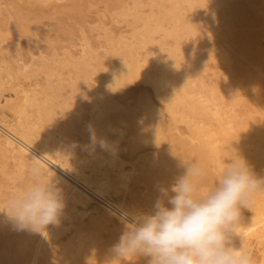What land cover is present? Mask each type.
Here are the masks:
<instances>
[{"label":"bare ground","instance_id":"1","mask_svg":"<svg viewBox=\"0 0 264 264\" xmlns=\"http://www.w3.org/2000/svg\"><path fill=\"white\" fill-rule=\"evenodd\" d=\"M24 1H26V0H24ZM27 1L25 2L26 4H27ZM102 1L105 2L107 0H102ZM118 1L120 2V0H118ZM139 1H141V0H139ZM150 1L153 2L152 0H150ZM154 1H156V2L155 3L153 2V3L156 4L158 0H154ZM164 1H162V4ZM215 1L216 0H171V1L168 0V2L170 4L168 7H165V8L164 7L160 8L159 4L154 5L152 3L155 7H158L159 11L156 13V11L153 10L152 11L153 13H151L150 16H148L150 14V12H146L145 14H143V16H147V17H142V15H140L142 13V9H141V12H138L137 9H135V12L137 11L139 14H133V16H134L133 21L136 24L137 23L138 24L136 26H134L133 29H131L130 27L133 26V24H135L132 21L133 24L129 27L130 29L128 28L129 30H132V32L129 31L130 35H126V34H124L125 31L122 32L121 30H119L118 26L116 25L118 23H114V21L112 22L109 18L110 16L108 17L106 14H102V20L103 21L99 18L103 22L104 28L106 29V34H104L107 36L106 39L104 38L106 40V46H105L106 50L105 51L108 55L110 54L111 56H113L115 58V61H109L112 59H109V60L107 59L108 61H106V60H104L105 57L101 58V56H99L101 60L99 59L100 63H98V66H92V64L89 65V63H87L85 61V60H87L86 57L91 55V53H88L89 51L87 50V48L89 46L86 48L84 45H82L83 47L86 48V51H88L87 52L88 54L86 53L87 56H85V59L82 60V61L86 62V63H84L85 67L84 68L82 67L84 69V71L81 69L82 72H81V75H79V76H81L82 79L79 78L77 76V74L75 73L76 75L74 77L77 76L78 79H81V80H79V82L77 81L76 87L78 89H76L75 91H77L79 89L86 88V87H90L92 89V95H93L92 98H94V99H92L94 101V105H92V106L94 108H96L97 110L94 111V113L92 115L90 114V112H92V111L89 112V115L91 118V119L89 118L91 120V122L89 120V122H90L89 124L87 123L88 120H86L84 122L87 123V126L91 125L93 127V129L96 132L97 137L105 139L110 145H112L113 151H111V152H109V151L102 152V150L100 152L98 150H95L94 152L89 154V151H87L85 156H84V152L80 151L83 153L82 156H84V157H79V156H81V154L79 155V154H76L74 152H71L68 156H64L63 155L64 153L62 155L59 154L60 146L59 147H58V145L53 146L55 144H58L59 142L55 143V141H54L53 144H50L49 140L47 141L43 137V135H42V137L37 136V133L35 132L36 131L35 126L39 128V126L36 125L38 122L36 120V122H37L36 123L34 120V122H35L34 123L32 121L33 119L31 120L30 115L27 111V108L28 107L34 108L35 111H37L36 113H38L40 115L42 114V112H46L44 115L46 118V115L50 116L49 114L52 113L54 106L52 107L53 104L49 101L48 97L45 98L46 96H44V99L43 98L39 99V97L37 98L34 94H32V92H29L28 89H31V88H28L26 85H25L26 87L24 88V86L21 84L20 76L22 75V73L24 74V72H28V70L25 71L24 69H26L28 67V64H29V68H32V66L30 67V64H31L30 61H29V63H27L25 65H21L20 61H22V60H20V59H19L20 61L17 59L19 61V63H18L17 61H11V59H10V61H7L6 59H4L5 57L2 58V60H0V149L5 154L11 156L12 159L16 158L17 163L20 166H22L23 168L24 167L28 168L30 170L29 172H31L33 164H38L39 167L41 168L42 172H43V175L41 178H43L46 182L51 181V182L57 184L63 190L65 201H69L70 204H72L75 207V208L73 207L74 210L76 208L81 209L83 211L93 210V211L97 212V214H94V216L96 218H99L96 215H99L98 213H100L101 216L105 220L110 221V222L114 221V218L116 216L119 217L122 212L127 211V212L137 213L139 211V207H140L138 204L139 201H138V203H136L134 201L136 204H138V206H137L136 204L134 205V202H133V200H135L136 198H134L132 200V202H133L132 203V202L128 201L127 197L129 194H131L134 191V189L137 187V185H140V184H138V181L142 180L143 175L141 174L142 175V177H141L139 173L141 171L143 172L144 169L142 167H144L145 164L146 165L148 164L150 166V168H152L151 167L152 165L154 168V166L156 164H158V167H159L158 171L159 172L161 171L160 172L162 174L161 177L155 178L154 176H156V175H152V177L149 175V177H146L143 179L146 181H147V179L150 180L152 182V186L154 185L155 188L161 187V186L162 187H169L172 184L171 173L175 172V174H176V172H177L176 170H179L180 174L183 173L184 167H183L182 161H184L185 163H192L195 161H199L200 164L206 170L207 181L210 184L215 185L217 182L218 176L220 174V171L222 170L225 162H227V159H229L234 154L233 150H236L240 155H242L249 162V164L253 167V170L257 173V175L264 176V101L257 103V105L254 106L255 109H253V107H252L253 105L250 106L251 109H253V110L249 109L247 112H245V113H248V118L246 119V122L244 124L245 130H246L244 133H247V135H248L246 142H244L243 144H242V142L240 143L239 138L236 135V131H235V121L238 117V115L236 114L237 106L240 109L239 106L242 105L241 103H243L244 95L246 94V91H245V94H243L242 91H240V89L243 90V88L246 87L245 85L249 86L250 83L248 81L252 80L251 78H254L255 76L258 77L261 74H259V72H258L257 75H255L254 77L252 76L250 79L248 78L249 79L248 81L246 79L248 84H247V82L244 83L241 80L233 79V78H236L238 76H235V74H233V72L236 70V68H235V70H232L233 66H232V69L229 66L232 64V59L229 57L230 55L229 56L228 55H222L221 59H220V62L222 63V65L225 64V66H228V67H226V68H228L227 72L225 71L224 73H221L220 72L221 68L219 69V71H216V69L214 67H212V66H214L213 63L215 62L212 55H215L219 51H217L215 53L214 52L215 50L213 49L214 53L212 52L213 53L212 55L204 54L203 52L200 51V49H202V47L200 46L201 48H199V46H198V45H200L199 43L201 42V41L200 42L198 41L199 38H197V40L195 38L192 39V37H194V36H197V37H203L204 36L205 38H207V37L209 38V36L211 35L210 33L212 30L207 29L205 27L204 28L200 27V25H199L200 23L197 21L201 20V16L199 17V9L200 10L204 9V8L201 9L200 7L201 6L203 7V4L210 6V4L214 3ZM51 2H52V0L49 2V4ZM104 2H103V4H104ZM123 2L121 0V3H123ZM146 2H147V0H146ZM216 2H218V1H216ZM145 3L141 2V4H145ZM251 3H253V2H251ZM263 3H264V0H263ZM31 4H32V2L30 3V5ZM125 4H126V1H125ZM131 4L133 5L135 3L132 2ZM131 4H126V5L129 6ZM136 4H138V3H136ZM141 4L139 2V5H141ZM152 4H150V6ZM217 4L219 5V2ZM34 5H35V2L31 6H34ZM117 5H118V3H117ZM218 5L215 4L216 7ZM260 5H262V4H260ZM100 6L106 7V4L102 5V2H101ZM136 6H138V5H136ZM207 6H206V8H207ZM212 6H214V5L212 4ZM215 6H214V8H216ZM262 6H264V5H262ZM47 7L48 6H46V8ZM125 7H124V9H125ZM142 7L143 6H141V8ZM67 8H69V7H67ZM127 8L128 7H126V9ZM138 8H140V7L138 6ZM150 8H152V7H149V9ZM62 9L65 10V8H62ZM116 9H118V7H116ZM116 9L115 10L111 9V10L116 12ZM120 9L121 10L119 12L122 11V8H120ZM130 10L132 11V9H130ZM133 10H134V8H133ZM221 10H222V8H221ZM112 11H110V9H109V14ZM206 11H205V13H206ZM211 12H209V13L211 14ZM19 13H21V12H19ZM46 13L47 12H45V14ZM60 13L62 14V12H60ZM60 13H58V14H60ZM127 13H125L126 16L130 15L129 17L132 20L131 13L128 15H127ZM143 13H144V11H143ZM209 13L207 15L204 14V16L205 17L208 16ZM213 13L215 14L216 10H214ZM217 13H218V11H217ZM55 14H57V13H55ZM146 14H148V15H146ZM219 14H220V12L217 14V16ZM7 15L8 14H6L5 16L7 17ZM32 15H34V14H32ZM38 15L39 14L36 15L37 17L36 16L34 17L36 20H37V18H39ZM47 15L49 16L50 14L47 13ZM52 15H50V16H52ZM112 15H114V14H112ZM117 15H118V13H117ZM220 15H219V17H220ZM114 16H116V15H114ZM122 16H123V14H122ZM197 16L200 18V20H197V18L195 19V17H197ZM209 16H211V15H209ZM117 17H119V15ZM16 18H19V16H17ZM56 18H58V17H56ZM113 18H115V17H113ZM125 18H127V17H125ZM2 19H1V24L4 22V21L2 22ZM35 19H34V21H36ZM49 19H51V17ZM115 19H117V20H115L117 22L118 18H115ZM120 19H121V17H120ZM221 19L220 20L216 19V20L221 21ZM9 20H11V17ZM32 20H33V17H32ZM40 20H42V18ZM53 20L58 21L54 17L51 20L52 21L51 23H54ZM225 20L226 19H224V22H225ZM228 20H230V19H228ZM125 21H126V19H125ZM211 21H213L212 18H211ZM211 21L209 22V24H211ZM27 22H29V20ZM27 22H26V24H27ZM122 22H124V21H122ZM196 22L199 24H197ZM214 22L215 21H213V23ZM222 22H221V24H222ZM5 23H6V21H5ZM8 23L12 24L11 22H8ZM8 23L6 25H8ZM127 23L131 24V22L130 23L126 22L125 24H127ZM10 24L8 26H10ZM120 24H121V22H119V25ZM205 24H207V23H205ZM205 24H203V25H205ZM231 24H233V21ZM46 25H47V23H46ZM51 25H53V24H51ZM223 25L220 27H223ZM226 25H227V23L225 24V27H223V28H226ZM8 26H6V27L8 28ZM63 26H64V23H63ZM125 26H127V25H125ZM207 26H209V28L215 27L214 25L211 27H210V25H207ZM6 27H5V29H6ZM53 27H55V26L53 25ZM95 27H93V28H95ZM218 27H219V25H218ZM218 27H216V28H218ZM12 28H14L13 25H12ZM16 28H17V26L15 27V29ZM18 28H19V26H18ZM36 28H38V27H36ZM227 28L229 29L230 27L227 26ZM227 28H226V30H224V29L223 30L227 31ZM221 29L222 28H220V30ZM9 30H10V32H8V34L10 33L9 35H11V33L14 34L12 32L13 30L11 31V28ZM33 30H35V29H33ZM59 30L60 29H58V31ZM220 30H219V32H220ZM58 31L56 30L55 34ZM59 32H61V31H59ZM254 32H256V31H254ZM26 33H28V32H26ZM58 33H57V35H58ZM83 33L84 32H82V35H83ZM4 34H6V37L9 36L7 33H4ZM127 34H128V32H127ZM158 34L160 35V38L158 36H156ZM224 34L222 33L220 35H224ZM52 35H51V37H52ZM57 35H55V36L57 37ZM65 35H66V33H65ZM3 36H4V38H6L5 35H3ZM217 36H219V35H217ZM98 37H101V36L99 35ZM213 37L214 36H212L211 39L214 40ZM60 38H61V34H60ZM48 39H51V38L49 37ZM67 39H69V37ZM194 39L196 42L198 41L199 43L197 44L195 41H193ZM18 41H19V39H18ZM39 41H41V40L39 39ZM60 41H64L63 38ZM69 41H70V39H69ZM1 43H0V45H1L2 49H0V50L2 51L4 45L7 43L3 42L4 45ZM16 43H18V42L16 41ZM74 43H77V42H74ZM83 43H84V41H83ZM100 43H99V45H100ZM207 43H208V41H207ZM212 43H213V41H212ZM39 44L37 43L36 45H39ZM214 44H215V42H214ZM36 45H34L33 48L37 47ZM49 45H51V44H49ZM201 45H202V42H201ZM23 46H25V45H23ZM153 46H159V48H161V50H162L161 52H163L162 56L159 53V55L161 57H159V58H158V56L156 57V55L154 54V52L152 50L154 48ZM205 46H206L205 48H207V44ZM18 47H17V50L19 49ZM38 47H40V46H38ZM70 47H71V45H70ZM96 47H99V46H97V44H96ZM105 47H103V50ZM208 47H209V45H208ZM211 47H214V46H211ZM211 47H209V48H211ZM219 47H216V48H219ZM5 48H6V46L4 47V49ZM33 48L31 49V47H30V49L32 50V51H30L31 52L30 54H32V52L34 51ZM40 48H42V47H40ZM205 48H203V51L207 52L206 50H204ZM156 49H157V47H156ZM96 50H94L95 51L94 53H97ZM216 50H218V49H216ZM42 52H43V50L41 51V54H42ZM80 52H82V51H80ZM99 52H101V51H98V53ZM227 52H229V51H227ZM3 53L0 52L1 55ZM44 53H46V49L44 50ZM37 54H39V52ZM217 54L219 56L220 52ZM53 55H51V56H52V58L54 57V59H55V57L57 55L56 56H53ZM18 56H16V58H18ZM36 56H38V55H36ZM82 56H83V54H82ZM111 56H109V57L111 58ZM44 57L46 58L45 55H44ZM58 57H59V55H58ZM39 58H40V56H39ZM45 58L43 59L44 64H46L50 60L48 58H46L48 60H45ZM79 58L80 57H78V59ZM33 59H35V57ZM81 59H82V57H81ZM36 61L37 60H35L33 62L31 59V62H33L34 64ZM45 61H47V62H45ZM62 61H63V58H62ZM217 61H218V59H217ZM50 62H51V60H50ZM62 64H64V62ZM62 64L60 65V67L62 66ZM216 64H217V62H216ZM41 65H40V70L43 68V67L41 68ZM53 65H55V64H53ZM35 66H36V64H35ZM46 66H48V65L46 64ZM46 66H45V69H46ZM49 66H51V65H49ZM49 66H48V68H49ZM63 67L65 68L66 66H62L60 69H62ZM213 68L215 69V71L213 70ZM230 69L233 72L229 71ZM46 70L50 71V69H46ZM242 70H243V67H242ZM37 71L38 70L34 69V71H31V72L36 73ZM56 71H57V69H56ZM41 72H40V74H42ZM230 72H231V74H230ZM263 72L260 71V73H263ZM50 73H52V72L50 71ZM50 73L48 72L49 75H50ZM53 73H56V72H53ZM28 74L30 75L31 73L29 72ZM56 74H57V76H59L58 73H56ZM65 74L68 76V75H70V72H69V74H68V72ZM78 74H80V71ZM46 75H47V73H46ZM46 75H44V76L46 77ZM231 75H234L235 77L233 76V78H232ZM52 76H54V75H52ZM28 78H29V76L27 78H24V79H28ZM258 78H257L258 79L257 81H255L256 79L254 80L255 82L253 81L256 84V86L260 84V79L262 77L259 76ZM263 78H264V76H263ZM30 79H33V78H31V76H30ZM48 79H46V80H48ZM69 79L72 82L71 77ZM70 80H68V81L70 82ZM38 81H36L35 83H38ZM48 81H51V80H48ZM54 81H56V80H54ZM54 81H51V83H53ZM60 81L61 80H59V83H60ZM63 81H64V79H63ZM65 81H66V79H65ZM90 81H92L94 83L90 84ZM33 82H34V80H32V84H33ZM57 83H58V81H57ZM65 83L63 82L64 86H65ZM74 83H76V82H74ZM74 83H72V84H74ZM251 83H252V81H251ZM30 84H31V82H30ZM39 84H37V86ZM43 84H42V87L43 86L45 87V85H43ZM61 84H62V81H61ZM262 84H264V83H262ZM137 85L146 86L148 88V92L146 94H141V93L137 92L136 91ZM37 86L36 87L32 86V87H35L34 89L37 90L36 89ZM48 86L51 87V89H52V85L49 84ZM64 86H62V88ZM42 87H40V88H42ZM56 87H58V86H56ZM54 88L55 87H53V91H54ZM70 88H72V87H70ZM263 88H264V86H263ZM44 89H46V87L43 88V90ZM47 89H48V87H47ZM47 89H46V91H47ZM51 89H49V90H51ZM56 89L59 90V88H56ZM258 89H259V86H258ZM5 90H10L11 92L8 93L7 97H2L4 95L3 91H5ZM63 90H64V88H63ZM69 90H67V91H69ZM32 91H34V90H32ZM53 91L51 90L50 92H53ZM75 91L73 88V92H75ZM252 91L253 90H251V92ZM254 91H255V89H254ZM256 91H258V90H256ZM35 92H37V91H35ZM45 92H43L44 95L48 94ZM65 92L62 94L63 96L65 95ZM70 92H72V91L70 90L69 93ZM82 92H81V95H82ZM53 93L56 96H58L56 94L57 93L56 91ZM58 93H59V91H58ZM60 93H61V91H60ZM77 93H78V91H77ZM77 93H75L76 96L78 95ZM85 93H86V91H85ZM253 93L255 94V92H253ZM259 93H260V91H259ZM263 93L264 92H262V94ZM41 94H42V92H41ZM257 94H258V92H257ZM257 94H255V95H257ZM70 95H71V93L69 95H67V97ZM53 96L54 95H52V96L50 95V97H53ZM79 96H80V94H79ZM79 96H78V99H75L76 97L74 98V96H73V98L75 99L76 102L72 98L73 99V100L71 99L72 105H73V102H74V104L75 103L78 104L77 102H79V98L80 97L82 98V96H80V97ZM257 96L255 98H257ZM64 97H62V100L64 101V103L62 102V100L60 98V101L63 104H65V102H66L65 99L66 100L68 99V98L64 99ZM263 97L264 96L262 95L261 98H263ZM55 99H59V98H57V97L54 98L53 102H55ZM248 99L253 100V98H249V97H248ZM247 101L249 102V100H247ZM257 101H258V99H257ZM254 102H256V101H254ZM56 103L57 102H55V105H56ZM239 103H240V105H239ZM247 103H246V105L249 104V103L248 104ZM59 104L60 103L58 102L56 106L63 105V104H60V105ZM80 104H78V106H81ZM68 105H69V103L67 104V106ZM244 105L245 104H243V108L245 109ZM67 106L65 105L66 108H67ZM70 106L71 105H69L68 107H70ZM71 107H75V105L71 106ZM71 107H70V109H73ZM56 108H58V107H56ZM66 108H64V109H66ZM70 109H68V110L72 111ZM78 109H80V108L78 107ZM241 110H239V111H241ZM31 111L29 110L30 114L33 113ZM58 111H59V109H58ZM239 111L237 113H239ZM72 112H71V115L73 114ZM74 112L77 113L78 111L77 112L74 111ZM84 112H86V110ZM10 113H13V115H14L13 119L8 118ZM47 113H49V114H47ZM53 113L55 114V117L60 115V117L58 116L59 119L63 116V114H60V112L58 115H56L54 110H53ZM64 113H65V111H64ZM79 113H80V111H79ZM65 114H64V116H65ZM35 116H37V118L39 120L38 115H35ZM42 116H40V117L42 118ZM51 116H52V114H51ZM74 116H75V114H74ZM80 116H81V114H80ZM243 116L245 117L247 115L244 114ZM65 117H63V118H65ZM51 118H50V120H51ZM68 118H69V115L66 119H68ZM47 120H48V122L50 121L49 119H47ZM52 120H51V122H52ZM61 120H62V118H61ZM64 120H62V121H64ZM69 120H70V118H69ZM45 121L46 120H44V122ZM53 122L55 123L57 121L54 120ZM79 122H80V119H79L78 123ZM55 124L52 123V126L54 125L53 127H55ZM61 124H63V122H61ZM82 124H84V126H86L85 123H82ZM240 124H242V122H240ZM56 125H59V124H56ZM46 126H48V123ZM62 126H63V128H64V126L67 127L66 125H61V127ZM76 126H77V124H76ZM79 126H80V124H79ZM81 126H83V125H81ZM68 127H69V125H68ZM72 127H70V128H72ZM80 127H79V129H80ZM81 128L83 131V127H81ZM84 128H86V127H84ZM241 128H243V127H241ZM39 129H42V126ZM55 129L58 130L59 128H54V130H51L52 133H53V131H56ZM64 129H67V128H64ZM79 129H77V130H79ZM38 130H37V132H39ZM43 130H47V127L45 129V126H44ZM43 130H41V132ZM73 130H75L74 131V134H75L76 129H72V131ZM59 131L60 130L57 131L58 134H59ZM85 131H87V130L85 129ZM45 132L48 133L49 131L47 130V131H44V133ZM78 132L80 135L81 131H78ZM82 133H84V131ZM38 135H39V133H38ZM71 135L72 134H70V136ZM46 136H48L50 139V135H46ZM52 136L53 135H51V137ZM54 140H56V138ZM58 141H60V139H58ZM82 141H83V143H85L83 138H82ZM50 142H51V140H50ZM69 142L72 143V141H69ZM61 143H64V142L62 141ZM79 143H80V141H79ZM77 144H78V142H77ZM87 144L85 143V145H87ZM67 147H69V146H67ZM64 148H65V146H64ZM75 148H76V146L74 147V149ZM61 149H63V148H61ZM69 149L71 150L72 148H69ZM74 149H72L71 151H73ZM83 149H84V147H83ZM185 152H187V154L190 152L192 154L195 153V155L197 154V157L194 158V160L193 159L191 160V158L188 157L189 154L187 156ZM67 153L68 152H66V154ZM179 154H183V156H181ZM192 154H191V156L193 158L194 155H192ZM34 158L39 159V160L34 161L33 160ZM14 160L15 159H13V161ZM126 163H128L129 165L125 166ZM150 163H152V164L150 165ZM1 165H2V163H1ZM104 165H105V167H104ZM15 166H17V165H15ZM7 167H8V165H7ZM22 167L20 168L21 171H23ZM1 168H4V167L0 166V170H1ZM17 168H16V171H17ZM108 168H109V170H108ZM8 169L6 168L7 171H8ZM4 171H5V169H4ZM13 171H15V170H13ZM210 171H211V173L214 172L216 175L213 176L214 173L212 175L210 173ZM112 172L116 173L115 177L117 176V178H119L118 180H120L119 182L116 181L117 184H119L118 186H117V184L115 185V181L113 182V180L116 178L112 179V177H114L111 174ZM148 172L152 173L150 170H148ZM179 173H177V174L180 175ZM1 174L5 175L3 173H1ZM30 174H32V173H30ZM17 175H20V174H17ZM23 175L24 174H21V176H23ZM11 176H12V174H11ZM15 176L16 175H14V177ZM29 176L30 177L27 176L29 179L32 178L31 175H29ZM8 177H10V176H8ZM16 180L17 179H15L14 181H16ZM202 180H204V178ZM10 181H12V180H10ZM19 181H21V179ZM7 182H9V181H7ZM142 182H141V185H142ZM199 182H200V180H199ZM3 183L0 185H4ZM29 183H31V179L29 180ZM143 184H144V182H143ZM146 184L148 185V183H146ZM206 185H209V184L207 183ZM144 186L147 188V186L145 184H144ZM211 188H213V187H210V189ZM152 189H154V188H152ZM144 190H146L145 193L149 192L147 189H144ZM157 190L158 189H156V191H154L155 194H152V195H156L158 193ZM15 191H16V189H15ZM137 192L138 191H136L135 193L137 194ZM158 195H159V193H158ZM158 195H156V196H158ZM107 196H113L114 197V199H112L113 201L108 200ZM156 196H154V197H156ZM130 197H131V195H130ZM92 199L97 201L101 206L106 208L109 212L106 210H103L100 206L96 205ZM137 199L139 200V198H137ZM142 200H143V198H142ZM147 202H145V206H146ZM150 202H152V201H150ZM153 202H155V201H153ZM1 205H2V203H1ZM72 205H71V208H72ZM140 208L142 209V207H140ZM146 208H147V206H146ZM150 208L151 209L145 213H151L153 211V205ZM70 210H73V209H70ZM0 211H1V209H0ZM1 213H3V212H1ZM2 215L4 217L6 216L8 224H9V225L8 224L7 225L10 228V232H11V238L10 239H12V241H9L10 239L5 240L8 242L7 244H9V242L11 243L10 247H9L10 249L8 248V250H9L8 255H10L12 252H15L14 250H16L17 251L16 254L18 253L22 257V263L21 264H40V263L51 264L53 262L54 258L58 255L61 257L60 259H65V258L73 259L72 261H76L78 263L80 262V258L82 256L86 258V256H85L86 254L84 253L81 256V253H83V252L80 251L84 247H82L81 249H79V248L77 249L76 244L79 245L80 242H78L76 244L73 243V241L72 242L68 241V242L62 243V244L56 242L57 237L60 235V233L58 231L60 229L61 221L59 224L52 225L53 227L51 230L45 229V231L43 233H39V232L30 231V230H19L16 227L15 222L9 218V216L7 215L6 212L3 213ZM3 216H1V217H3ZM68 216L69 215H67V217ZM100 221H102V220H100ZM107 221H105L104 223H106ZM63 223H64V221H63ZM104 223H102V225ZM4 225L1 223V227ZM114 225H115V223H114ZM117 225L122 232L124 229V226L121 224L120 220L117 221ZM115 226H113V227L116 228ZM113 227H112V229H113ZM106 228H107V226H106ZM108 229L112 230L111 227L110 228L108 227ZM119 229H117L118 231L116 230L118 233H119ZM5 230L6 229L4 228L3 231H5ZM113 231H115V229ZM113 233L115 235V232H113ZM2 234H4V233H2ZM238 235L239 236L234 238V242L237 246H239L241 240H243L244 245L248 250H249V247L252 243H255L257 246H259V249L262 251L261 262L259 261V263L264 264V194H259V195L254 197V199L251 203L250 209L243 208L241 210V224L238 228ZM78 236L80 237V235H78ZM117 236H120V235H117ZM81 238H82V236H81ZM84 238H86V237L84 236ZM87 238L89 239V237H87ZM92 238L94 239L93 236H92ZM93 239H92V241H93ZM72 240H73V238H72ZM1 241H3V240H1ZM96 241H98V240H95L94 242H96ZM3 244H5V243H2V245ZM81 244H82V241H81ZM95 244H97V243H95ZM11 246H12V248H14L13 251L11 250ZM90 246H91V242H90ZM89 247H88V249H89ZM91 247H93V246H91ZM85 248L87 249L86 246H85ZM10 251H12V252H10ZM85 251H87V250H84V252ZM91 251H88V253ZM106 251H108V250H106ZM99 252L102 253V250H100ZM103 252H105V251H103ZM96 253L97 252H95L94 255H96ZM28 254H30L31 257L28 260H25V258L29 257ZM252 254H254V253H252ZM8 255L5 254V256H7L6 260L10 259V257ZM89 255H90V253L88 254V256ZM104 256L102 255V258ZM12 257H14V254L12 255ZM97 257L99 258V256H97ZM60 259H59V262H61ZM87 259H89V258H87ZM90 259H91V257H90ZM90 259H89V261H92ZM14 260H15V258H14ZM10 261H12V258ZM14 262H16V260ZM83 262H84V264H87V263H85L86 261H83ZM91 263L94 264L95 262H91ZM104 263H105V260H104ZM5 264H7V263H5ZM13 264H15V263H13ZM56 264H60V263H56ZM88 264H89V262H88ZM99 264H101V262H99Z\"/></svg>","mask_w":264,"mask_h":264},{"label":"rangeland","instance_id":"2","mask_svg":"<svg viewBox=\"0 0 264 264\" xmlns=\"http://www.w3.org/2000/svg\"><path fill=\"white\" fill-rule=\"evenodd\" d=\"M3 1V2H2ZM27 1V0H26ZM26 1H24V0H0V24H1V19H2V24L0 25V41L2 42H0L1 44H3L4 45V43H7V44H5L4 45V47L6 46V48L8 49H4V47H3V50L1 51L0 50V52H4L2 55L0 54V60H2V58H4V59H6L7 61H10V59H11V61H17L18 63H19V61L20 60H22V61H20V64L21 65H25V64H27V63H29V61H30V67L32 66V68H29V64H28V67L26 68V69H24L25 71L26 70H28V72H24V74L22 73V77L20 76V80H21V84L24 86V88L27 86L28 88H31V89H28L29 90V92H32V94H34L37 98L39 97V99L41 98H43L44 99V96H46L45 98H47L48 97V99H49V101L53 104L52 105V107L54 106V108H53V110L55 111V113H56V115H58L59 114V112H60V114H63V116L61 117L62 118V120H64V121H62L61 120V118L59 119V117H60V115H58V116H56L55 117V114L53 113V110H52V116H51V114H49V113H47V114H49L50 116H48V115H46V118H45V113L46 112H42V114L40 115V114H38V113H36L37 111H35V109L34 108H30V107H28L27 108V111H28V113H29V115H30V118H31V120L34 122V120H35V122H36V120H37V124L36 125H38L39 126V128H41V126H42V129H39L38 127H36L35 126V128H36V133H37V136H39V137H42V135H43V137L48 141L49 140V143L50 144H53V142L55 141V143H58V144H55V145H53V146H57L58 145V147L60 146V148H59V154L60 155H62L63 153V155L64 156H68L71 152H74V153H76V154H81V156H79V157H84L85 156V154H86V152L87 151H85L84 149H85V143L87 144H89V133H88V131H85V129L87 130V128H88V126H87V123L89 124L90 122H91V118H90V115H89V112L90 111H92V112H90V114L92 115L93 113H94V111H96L97 109L96 108H94L92 105H94V101L92 100V99H94V98H92L93 97V95H92V89L90 88V87H86V88H83V89H79V90H77L78 91V93H77V91H75L76 89H78L77 87H76V85H77V81L79 82V80H81L82 78H81V76H79V75H81V72H82V70L84 71V67H85V64L84 63H89V65H91L92 64V66H98V63H100V61H99V59H100V57L99 56H101V58H104L105 57V59L104 60H106V61H108L109 59H112V60H109V61H115V58L113 57V56H111L110 54L108 55L107 53H106V35H104V34H106V29L104 28V25H103V20H102V14H106L109 18H110V20L113 22L114 21V23H118V24H116L117 26H118V28H119V30H121L122 32H124V34H126V35H130L129 33L130 32H132V30H129L130 28L131 29H133V27L134 26H136L137 24L133 21V14H139L138 12H141V9H142V13L140 14V15H142V17H147V16H143V14H145L146 12H150V14L148 15V14H146V15H148V16H150L151 15V13H153L152 11L153 10H155L156 11V13L159 11V9H158V7H155L154 5H156V4H159L160 5V8H165V7H168L169 6V2H168V0H158L157 1V3L156 4H154L156 1H154V0H152L153 2H151L150 0H147V2H146V0H141V1H139V0H125L126 1V4H131L132 2L133 3H135V4H131V5H126L125 4V1L124 0H122V2L123 3H121V0H120V2L118 1V0H107V1H102V0H52V4L50 3L49 4V2L51 1V0H28L27 1V4L25 3ZM40 3H39V2ZM146 3H145V2ZM160 1V2H159ZM162 1H164L163 2V4H162ZM171 1V0H170ZM216 1H218L219 2V5L217 4L218 2H216ZM214 3H212L214 6H215V4L216 5H218L216 8H214V6H212V4H210V6L208 5H205V4H203V7L201 6L200 8L202 9V8H204V9H202V10H200L199 9V17L201 16V20H200V18L197 16V17H195V19L197 18V20H200V21H197V22H199V23H197V24H199L200 25V27H205V28H207V29H211L212 31H211V35L209 36V38L207 37V38H205L204 36V38L203 37H197V36H194V37H192V39L193 38H195L196 40H197V38H199L198 39V41L200 42H202V45H201V42L199 43L198 41L196 42L195 41V39L193 40V41H195L197 44L199 43L200 45H198L199 46V48H201L202 47V49H200V51L201 52H203L204 54H210V55H212L214 52L216 53L217 51H219L220 52V54H219V56H218V54L217 53H219V52H217L215 55H212L213 56V58H214V63H213V65L214 66H212V67H214L215 69H216V71H219V69L221 68V70H220V72L221 73H224L225 71L227 72V70H228V68H226V67H228V66H225V64H223L222 65V63L220 62V59H221V56L222 55H230L229 57L232 59V64L231 65H229L230 66V68L232 69V66H233V69L232 70H235V68H236V70L233 72L231 69L229 70V71H232L233 72V74H235V76H238V77H236V78H233V76L234 75H231V77L233 78V79H236V80H241V81H243L244 83H246L252 76L254 77L255 75H257V73L259 72V74H261V75H259L260 77H262L261 79H260V84L259 85H257L256 86V84L254 83L255 81H257L259 78V76L257 77V76H255L254 78L256 79H254V78H251L252 80H250V81H248L249 83H250V87L248 86V85H245L246 87L245 88H243V90L242 89H240V91H242V93L243 94H245V91H246V94L244 95V99H243V103H241L242 105H240V103H239V107H240V109L238 108V106H237V110H236V114L238 115V117H237V119H236V121H235V131H236V135L238 136V138H239V142L241 143L242 142V144L244 143V142H246V139L248 138V135H247V133H244L246 130H245V127H244V124H245V122H246V119L248 118V113H245V112H247L249 109L250 110H253V109H255L254 108V106L255 105H257V103H260V102H262V101H264V97L263 98H261V96L263 95L264 96V93L262 94V92H264V88H263V86H264V84H262V83H264V78H263V74H264V6H262V5H264V3H263V0L261 1V0H216ZM13 2V3H12ZM32 2V4H34V2H35V5L34 6H31L30 5V3ZM44 4H43V3ZM48 2V3H47ZM101 2H102V5H104V4H106V7H101L100 5H101ZM103 2H104V4H103ZM113 2V3H112ZM128 2V3H127ZM139 2H140V4H141V2H143V3H145V4H141V5H139ZM150 2V3H149ZM251 2H253V3H251ZM25 3V4H24ZM109 3V4H108ZM112 5H111V4ZM116 3V4H115ZM117 3H118V5H117ZM136 3H138V4H136ZM149 3V4H148ZM154 5H153V4ZM114 4V5H113ZM121 4V5H120ZM150 4H152L151 6H150ZM260 4H262V5H260ZM45 5V6H44ZM123 5V6H122ZM135 5V6H134ZM136 5H138L140 8H138V6H136ZM46 6H48L47 8H46ZM98 6V7H97ZM121 6V7H120ZM128 7L127 9H126V7ZM134 6V7H133ZM141 6H143L142 8H141ZM154 6V7H153ZM206 6H207V8H206ZM67 7H69V8H67ZM116 7H118V9H116ZM124 7H125V9H124ZM149 7H152V8H150L149 9ZM210 9H209V8ZM53 8V9H52ZM62 8H65V10L64 9H62ZM67 8V9H66ZM102 8V9H101ZM106 8V9H105ZM110 9V11H112V10H115L116 9V12L118 13V15H119V17H117L118 15H117V13L115 12V11H112V12H110V14H109V9ZM120 8H122V11L121 12H119L121 9ZM133 8H134V10H133ZM221 8H222V10H221ZM72 9V10H71ZM75 9V10H74ZM78 9V10H77ZM87 9V10H86ZM112 9V10H111ZM130 9H132V11L130 10ZM135 9H137V11L135 12ZM212 9V10H211ZM218 9V10H217ZM118 10V11H117ZM124 10V11H123ZM130 10V11H129ZM149 10V11H148ZM207 10V11H206ZM210 10V11H209ZM214 10H216V15L213 13L214 12ZM221 10V11H220ZM72 11V12H71ZM106 11V12H105ZM143 11H144V13H143ZM201 11V12H200ZM205 11H206V13H205ZM212 11V12H211ZM217 11H218V13L220 12V14L222 15H220V17H219V15L217 16ZM19 12H21V13H19ZM32 12V13H31ZM35 12V13H34ZM45 12H47L48 14H50V15H52L54 12L55 13H57V14H53L52 16H48L47 15V13L45 14ZM60 12H62V14L60 13ZM74 12V13H73ZM90 12V13H89ZM116 14H115V13ZM128 12V13H127ZM133 12V13H132ZM204 12V13H203ZM209 12H211V14L209 13ZM39 14L38 15V17L39 18H37V20L34 18L37 14ZM58 13H60V14H58ZM97 13V14H96ZM114 14V15H116V16H114V15H112V14ZM123 14V16H122V14ZM125 13H127V15L128 14H130L131 13V18H132V20L130 19V15H128V16H126V14ZM202 13V14H201ZM209 13V15H211V16H204V14H208ZM6 14H8L7 15V17L5 16ZM12 16H11V15ZM32 14H34V15H32ZM44 14V15H43ZM65 14V15H64ZM28 15V16H27ZM46 15V16H45ZM55 15V16H54ZM121 15V16H120ZM225 15V16H224ZM5 16V17H4ZM17 16H19V18H16ZM10 17H11V20H9L10 19ZM15 19H13V18ZM32 17H33V20H32ZM37 17V16H36ZM42 18V20H40L41 18ZM51 17V19H49ZM55 17V19H57L58 21H56V20H53V22L54 23H51L52 21V19ZM56 17H58V18H56ZM61 17V18H60ZM112 17V18H111ZM113 17H115V18H118V21L119 22H121V24L119 25V22L117 21H115V20H117V19H115V18H113ZM120 17H121V19H120ZM123 17V18H122ZM125 17H127V18H125ZM6 18V19H5ZM98 18V19H97ZM102 20H100V19ZM211 18L213 19V21H215L214 23H213V21H211ZM215 18V19H214ZM222 18V19H221ZM226 19L225 20V22H224V19ZM17 19V20H16ZM34 19L36 20V21H34ZM121 21H120V20ZM125 19H126V21H125ZM216 19H221V21H219V20H216ZM228 19H230V20H228ZM29 20V22H27ZM33 22H32V21ZM60 20V21H59ZM233 21V24H231L232 23V21ZM5 21H6V23H5ZM11 22L12 24H10V23H8V22ZM27 22V24H26V22ZM50 21V22H49ZM122 21H124V22H122ZM135 23V24H133V22ZM211 21V24H209V22ZM217 21V22H216ZM224 23H223V22ZM15 22V23H14ZM17 22V23H16ZM102 22V23H101ZM126 22H131V24H125ZM203 22V23H202ZM221 22H222V24H221ZM8 23V25L10 24V26H8V25H6ZM25 23V24H24ZM32 23V24H31ZM38 23V24H37ZM46 23H47V25H46ZM63 23H64V26H63ZM202 23V24H201ZM205 23H207V24H205ZM219 25V27H218V25ZM220 23V24H219ZM227 23V25H226V28H227V26L228 27H230L229 29L227 28V31H224V30H226V28H223V27H225V24ZM4 24V25H3ZM15 24V25H14ZM17 24V25H16ZM24 24V25H23ZM49 24V25H48ZM51 24H53L55 27H53V25H51ZM56 24V25H55ZM133 24V26H131ZM203 24H205V25H203ZM224 24V25H223ZM3 25V26H2ZM12 25H13V27L14 28H12ZM32 25V26H31ZM66 25V26H65ZM96 27H95V26ZM98 25V26H97ZM125 25H127V26H125ZM129 25V26H128ZM207 25H210V27L211 26H215V27H211V28H209V26H207ZM217 25V26H216ZM223 25V27H220V26H222ZM6 26H8V28L10 29L11 28V31L14 33V34H12L11 33V35H9L8 34V32H10V30L6 27ZM17 26V28L15 29V27ZM18 26H19V28H18ZM26 26V27H25ZM52 26V27H51ZM92 26V27H91ZM131 26V27H130ZM3 27V28H2ZM5 27H6V29H5ZM36 27H38V28H36ZM58 27V28H57ZM61 27V28H60ZM93 27H95V28H93ZM124 27V28H123ZM126 27V28H125ZM130 27V28H129ZM216 27H218V28H216ZM29 28V29H28ZM31 28V29H30ZM83 30H82V29ZM101 28V29H100ZM105 30H104V29ZM129 28V29H128ZM220 28H222L221 30H220ZM5 29V30H4ZM8 29V30H7ZM33 29H35V30H33ZM58 29H60L59 31H61V32H59L58 31ZM95 29V30H94ZM100 29V30H99ZM103 29V30H102ZM126 29V30H125ZM216 29V30H215ZM218 29V30H217ZM224 29V30H223ZM7 30V31H6ZM33 32H32V31ZM56 30L59 32H57L58 33V35H57V33L55 34V32H56ZM70 30V31H69ZM80 30V31H79ZM97 30V31H96ZM219 30H220V32H219ZM92 31V32H91ZM130 31V32H129ZM254 31H256V32H254ZM26 32H28V33H26ZM44 32V33H43ZM46 32V33H45ZM82 32H84L83 33V35H82ZM127 32H128V34H127ZM217 32V33H216ZM224 34L225 32V34L224 35H220V34H222V33ZM3 33V34H2ZM4 33H7L9 36H7L6 37V34H4ZM20 33V34H19ZM65 33H66V35H65ZM97 33V34H96ZM213 33V34H212ZM215 33V34H214ZM234 33V34H233ZM31 34V35H30ZM53 34V35H52ZM57 35V37L55 36V35ZM60 34H61V38H60ZM69 34V35H68ZM103 34V35H102ZM3 35H5V37L7 38H4V36ZM37 35V36H36ZM50 35V36H49ZM51 35H52V37H51ZM77 35V36H76ZM101 36V37H98V36ZM217 35H219V36H217ZM259 35V36H258ZM15 36V37H14ZM36 36V37H35ZM74 36V37H73ZM83 36V37H82ZM156 36H158L159 38H160V35L158 34V35H156ZM212 36H214L213 38H214V40L213 39H211V37ZM233 36V37H232ZM11 37V38H10ZM17 37V38H16ZM21 37V38H20ZM27 37V38H26ZM38 37V38H37ZM50 37L51 39H48V38ZM69 37V39H70V41H69V39H67ZM85 37V38H84ZM92 37V38H91ZM98 37V38H97ZM157 37V38H158ZM2 38V39H1ZM16 38V39H15ZM26 38V39H25ZM63 38V40L64 41H60L61 39ZM78 38V39H77ZM97 38V39H96ZM105 38V39H104ZM158 38V39H159ZM6 39V40H5ZM18 39H19V41H18ZM38 39V40H37ZM39 39L41 40V41H39ZM67 39V40H66ZM73 39V40H72ZM201 39V40H200ZM210 39V40H209ZM81 40V41H80ZM86 40V41H85ZM101 42H99V41ZM6 41V42H5ZM16 41L18 42V43H16ZM27 41V42H26ZM39 41V42H38ZM53 41V42H52ZM66 41V42H65ZM69 41V42H68ZM77 42V43H74V42ZM83 41H84V43L86 44H84L83 43ZM207 41H208V43H207ZM212 41H213V43H212ZM239 41V42H238ZM4 42V43H3ZM52 42V43H51ZM61 42V43H60ZM64 42V43H63ZM88 42V43H87ZM100 43V45H99V43ZM105 42V43H104ZM214 42H215V44H214ZM217 42V43H216ZM39 44V45H36V44ZM42 43V44H41ZM51 44V45H49V44ZM70 43V44H69ZM80 44V45H79ZM88 44V45H87ZM96 44H97V46H99V47H96ZM105 44V45H104ZM207 44V48H205L206 46L205 45ZM218 44V45H217ZM2 45V46H3ZM17 45V46H16ZM20 45V46H19ZM23 45H25V46H23ZM31 45V46H30ZM34 45H36L37 47L38 46H40V47H42V48H40V47H35V48H33V46ZM70 45H71V47H70ZM82 45H84L86 48H87V50L89 51H86V48L85 47H83ZM103 45V46H102ZM204 45V46H203ZM208 45H209V47H211V46H214V47H211V48H209L208 47ZM217 45V46H216ZM19 46V47H18ZM53 46V47H52ZM201 46V47H200ZM220 46V47H219ZM223 46V47H222ZM17 47L19 48L18 50H17ZM29 47V48H28ZM30 47H31V49L33 48V52H32V54H30L31 52L30 51H32L31 49H30ZM48 47V48H47ZM51 47V48H50ZM74 47V48H73ZM102 47V48H101ZM103 47H105L104 48V50H103ZM154 48L152 49L153 50V52H154V54L156 55V57L158 56V58L159 57H161L162 56V54H163V52H161L162 50H161V48H159V46H153ZM156 47H157V49H156ZM216 47H219V48H216ZM37 48V49H36ZM44 48V49H43ZM54 48V49H53ZM85 48V49H84ZM95 48V49H94ZM203 48H205L204 50H206L207 52H205V51H203ZM257 48V49H256ZM0 49H2L1 48V45H0ZM46 49V53H44V50ZM97 49V50H96ZM101 49V50H100ZM215 51H214V50ZM216 49H218V50H216ZM7 50V51H6ZM20 50V51H19ZM22 50V51H21ZM43 50V52H42V54H41V51ZM86 52H85V51ZM92 50V51H91ZM94 50H96V52L98 53V51H101V52H99L98 54L97 53H94L95 51ZM48 51V52H47ZM52 51V52H51ZM54 51V52H53ZM68 51V52H67ZM80 51H82V52H80ZM214 51V52H213ZM227 51H229V52H227ZM8 52V53H7ZM16 52V53H15ZM20 52V53H19ZM39 52V54H37ZM50 52V53H49ZM84 52V53H83ZM91 53V55H89V56H87V54L88 53ZM213 52V53H212ZM29 53V54H28ZM87 53V54H86ZM159 53H160V55H159ZM231 53V54H230ZM5 54V55H4ZM9 54V55H8ZM47 54V55H46ZM53 55V56H56L55 57V59H54V57L52 58V56L51 55ZM81 54V55H80ZM82 54H83V56H82ZM97 54V55H96ZM259 54V55H258ZM7 55V56H6ZM18 56V58H16V56ZM36 55H38V56H36ZM44 55L46 56V58H48V59H50L51 60V62H50V60H49V62H47V61H45V62H47L46 64L49 66V65H51V66H49V68H48V66H46V64H44ZM58 55H59V57H58ZM3 56V57H2ZM10 56V57H9ZM27 56V57H26ZM39 56H40V58H39ZM50 56V57H49ZM85 56H87L86 57V59L87 60H85L86 62H84V61H82V60H84L85 59ZM96 56V57H95ZM109 56H111V58L109 57ZM219 58H218V57ZM234 56V57H233ZM35 57V59H33ZM78 57H80L79 59H78ZM81 57H82V59H81ZM84 57V58H83ZM109 57V58H108ZM113 57V58H112ZM37 58V59H36ZM42 58V59H41ZM45 58V60H48V59H46ZM62 58H63V61H62ZM90 58V59H89ZM98 60H96V59ZM239 58V59H238ZM16 59V60H15ZM19 61H18V60ZM31 59H32V61L34 62L35 60H37L36 62H35V64H36V66H35V64L33 63V62H31ZM77 59V60H76ZM108 59V60H107ZM217 59H218V61H217ZM244 59V60H243ZM43 60V61H42ZM79 60V61H78ZM90 60V61H89ZM101 60V59H100ZM246 60V61H245ZM54 61V62H53ZM68 61V62H67ZM238 61V62H237ZM41 62V63H40ZM64 62V64H62V63ZM81 62V63H80ZM216 62H217V64H216ZM24 63V64H23ZM58 63V64H57ZM69 63V64H68ZM78 63V64H77ZM34 64V65H33ZM42 64V65H41ZM53 64H55V65H53ZM62 64V66H66L65 68L63 67L62 69H60L61 67H60V65ZM219 64V65H218ZM237 64V65H236ZM40 65H41V68L43 69H41L40 70ZM84 65V66H83ZM217 67H216V66ZM27 66V65H26ZM45 66H46V69H50V71L53 73V72H56V73H58V75L59 76H57V74L56 73H50V71L49 70H46L45 69ZM83 67V68H82ZM223 67V68H222ZM242 67H243V70H242ZM71 68V69H70ZM213 68V70L215 71V69ZM226 68V69H225ZM241 68V69H240ZM34 69L35 70H38L36 73L35 72H31V71H34ZM56 69H57V71H56ZM73 69V70H72ZM82 69V70H81ZM225 69V70H224ZM23 70V71H24ZM54 70V71H53ZM68 70V71H67ZM75 70V71H74ZM78 70V71H77ZM254 70V71H253ZM256 70V71H255ZM22 71V72H23ZM42 73V74H40V72ZM50 73V75L48 74V72ZM61 71V72H60ZM79 71H80V74H78L79 73ZM250 71V72H249ZM260 71L261 72H263V73H260ZM31 73L30 75L28 74V73ZM68 72V74H69V72H70V75H66L65 73H67ZM78 72V73H77ZM46 73H47V75H46ZM77 74V76L79 77V78H81V79H78V77L76 78V77H74L76 74ZM28 74V75H27ZM56 74V75H55ZM230 74H231V72H230ZM239 74V75H238ZM34 75V76H33ZM44 75H46V77L44 76ZM52 75H54V76H52ZM61 75V76H60ZM241 75V76H240ZM29 76V78L28 79H24V78H27ZM30 76H31V78H33V79H30ZM234 76V77H235ZM39 79H38V78ZM49 79H48V78ZM55 77V78H54ZM71 77V79H72V82H71V80L69 79ZM76 78V79H75ZM249 78V79H248ZM258 78V79H257ZM24 79V80H23ZM43 84V85H45V87H46V89H47V87H48V89H47V91H46V89H44L43 90V88H45L44 86L42 87V84L38 81V80ZM43 79V80H42ZM46 79H48V80H51V81H54V80H56V81H54L53 83H51V81H48V80H46ZM63 79H64V81H63ZM65 79H66V81H65ZM246 79H247V81H246ZM32 80H34V82H33V84H32ZM38 81V83H35L36 81ZM59 80H61L62 81V84H63V82L65 83V86H64V84L62 85L61 84V81H60V83H59ZM68 80H70V82L68 81ZM76 80V81H75ZM255 80V81H254ZM48 81V82H47ZM57 81H58V83H57ZM76 82V83H74V82ZM251 81H252V83H251ZM254 81V82H253ZM23 82V83H22ZM27 82V83H26ZM30 82H31V84H30ZM248 82H247V84H248ZM35 83V84H34ZM40 83V84H39ZM69 83V84H68ZM72 83H74V84H72ZM94 82H92V81H90V84H93ZM30 84V85H29ZM37 84H39L38 86H37ZM52 85V89H51V87H49L48 85ZM58 84V85H57ZM72 84V85H71ZM254 84V85H253ZM263 86H262V85ZM26 85V86H25ZM37 86V90H35L34 88L35 87H32V86ZM58 86V87H56V86ZM64 86L63 88H64V90H63V88H62V86ZM75 85V86H74ZM31 86V87H30ZM72 87V88H70V87ZM74 86V87H73ZM248 86V87H247ZM258 86H259V89H258ZM40 87H42V88H40ZM53 87H55L54 88V91H53ZM67 87V88H66ZM254 87V88H253ZM56 88H59V90L58 89H56ZM73 88H74V91L75 92H73ZM247 88V89H246ZM263 88V89H262ZM49 89H51L53 92H57L56 94L59 96H56L53 92H50L51 90H49ZM72 91V92H70L71 93V95L70 96H68L67 97V95H69L70 93H69V91L70 90ZM87 89V90H86ZM254 89H255V91H254ZM27 90V89H26ZM32 90H34V91H32ZM59 91V93H60V91H61V93L59 94L58 93V91ZM63 90V91H62ZM67 90H69V91H67ZM83 92H82V91ZM251 90H253L252 92H251ZM256 90H258V91H256ZM263 90V91H262ZM35 91H37V92H35ZM42 92V94H41V92ZM46 91V92H45ZM66 91V92H65ZM82 92V95H81V92ZM85 91H86V93H85ZM136 91L137 92H139V93H141V94H146L147 92H148V88L146 87V86H143V85H137V87H136ZM248 91V92H247ZM259 91H260V93H259ZM9 92H11L10 90H5V91H3V96L2 97H7L8 96V93ZM40 94H39V93ZM43 92H45V93H48V94H45L44 95V93ZM65 92V97L62 95L63 93ZM250 92V93H249ZM253 92H255V94H257V92H258V96L257 95H255ZM38 95H37V94ZM52 93V94H51ZM73 93V94H72ZM75 93H77L78 95L76 96V94ZM79 94H80V96H82V98L79 96ZM248 94V95H247ZM255 96H254V95ZM261 94V95H260ZM43 95V96H42ZM50 95L52 96V95H54L53 97H50ZM92 95V96H91ZM42 96V97H41ZM72 96V97H71ZM73 96H74V98L75 99H78V96L80 97L79 98V102L81 103H79V102H77L78 104H80L81 106H78V104H74V102H73V105L71 104L72 103V100L74 99L73 98ZM91 96V97H90ZM246 96V97H245ZM252 96V97H251ZM257 96V98H255ZM59 98V99H55V102H59L60 104H63L64 103V101L62 100V97H64V99L65 98H68L67 100L65 99V101L67 102H65V104H63V105H60V106H56L57 105V103H56V105H55V102H53V100H54V98ZM70 97V98H69ZM248 97L249 98H253V100L254 101H256V102H254L253 100H251V99H248ZM260 97V98H259ZM60 98H61V100H62V102L63 103H61V101H60ZM73 98V99H72ZM91 98V99H90ZM72 99V100H71ZM75 99H74V101H75ZM90 99V100H89ZM257 99H258V101H257ZM260 99V100H259ZM246 100V101H245ZM247 100H249V102L247 101ZM69 101V102H68ZM71 101V102H70ZM245 101V102H244ZM76 102V101H75ZM249 104H248V103ZM251 102V103H250ZM50 103V104H51ZM69 103V105H71V106H74L75 105V107H71V108H73V109H70V107H68L67 106V104ZM92 103V104H91ZM246 103L248 104V105H246ZM243 104H245L244 106H245V109L243 108ZM65 105L67 106V108L68 109H70V110H72V111H69L66 107H65ZM77 105V106H76ZM253 105V106H252ZM58 107V108H56V107ZM83 106V107H82ZM242 106V107H241ZM247 106V107H246ZM250 106H252L253 107V109H251V107L249 108ZM61 107V108H60ZM77 107V108H76ZM78 107L80 108V109H78ZM64 108H66V109H64ZM31 111L32 109L34 110H32L31 112H33V113H31L30 114V112H29V110ZM58 109H59V111H58ZM62 109V110H61ZM91 109V110H90ZM242 109V110H241ZM245 111H244V110ZM86 110V112H84ZM239 110H241V111H239ZM62 111V112H61ZM64 111H65V113H64ZM70 113H69V112ZM74 111H78L77 113H75ZM79 111H80V113H79ZM239 111V113H237ZM35 112V113H34ZM71 112L73 113L72 115H71ZM242 112V113H241ZM38 115V117H39V120H38V118H37V116H35V115ZM64 114H65V116H64ZM74 114H75V116H74ZM80 114H81V116H80ZM247 115V116H243V115ZM44 117H43V116ZM68 115H69V118H70V120H69V118L68 119H66L67 117H68ZM80 117H79V116ZM35 116V117H34ZM40 116H42V118L40 117ZM241 116V117H240ZM33 117V118H32ZM52 117V118H51ZM63 117H65V118H63ZM240 117V118H239ZM243 117V118H242ZM9 119H13L14 118V115H13V113H10V115H9V117H8ZM37 118V119H36ZM45 118V119H44ZM50 118H51V120H52V122H51V120H50ZM55 118V119H54ZM80 119V122L78 123V121H79V119ZM90 118V119H89ZM41 119V120H40ZM47 119H49L50 121L48 122V120ZM59 119V120H58ZM78 119V120H77ZM243 119V120H242ZM245 119V120H244ZM44 120H46L45 122H44ZM57 121V122H55L56 124H59V125H56L53 121ZM67 120V121H66ZM86 120H88L87 121V123L86 122H84V121H86ZM89 120H90V122H89ZM241 120V121H240ZM34 122V123H35ZM61 122H63V124H61ZM65 122V123H64ZM239 122V123H238ZM240 122H242V124H240ZM41 123V124H40ZM45 123V124H44ZM47 123H48V126H46L47 125ZM52 123L53 124H55V127H53L52 126ZM68 123V124H67ZM70 123V124H69ZM82 123H85V125L86 126H84V124H82ZM40 124V125H39ZM44 124V125H43ZM76 124H77V126H76ZM79 124H80V126L81 125H83V126H81V127H83V131H84V133H82L83 131H82V128L79 126ZM61 125H66L67 127H65L64 126V128H67V129H64L63 128V126L61 127ZM68 125H69V127H68ZM45 126V129H46V127H47V130L50 132H45L44 133V131H47V130H43V127ZM58 126V127H57ZM73 126V127H72ZM49 127V128H48ZM53 127V128H52ZM70 127H72V128H70ZM79 127H80V129H79ZM84 127H86V128H84ZM241 127H243V128H241ZM54 128H59L58 130H60L59 131V134H58V130L57 129H55L56 131H53V133H52V131L51 130H54ZM70 128V129H69ZM39 129V130H38ZM63 129V130H62ZM72 129H76V132H75V134H74V131L75 130H73L72 131ZM77 129H79V130H77ZM37 130L39 131V132H37ZM41 130H43L42 132L44 133H42L41 132ZM78 131H81V133H80V135H79V132ZM121 131V130H120ZM119 131V132H120ZM55 132V133H54ZM71 132V133H70ZM122 132V131H121ZM38 133H39V135H38ZM52 133V134H51ZM123 133V132H122ZM41 134V135H40ZM70 134H72L71 136H70ZM85 134V135H84ZM120 134V133H119ZM46 135H50V139H49V137L48 136H46ZM51 135H53L52 137H51ZM84 135V136H83ZM241 135V136H240ZM244 135V136H243ZM54 137V138H53ZM59 137V138H58ZM72 139H71V138ZM75 137V138H74ZM48 138V139H47ZM52 138V139H51ZM56 138V140H54ZM62 138V139H61ZM82 138H83V140L85 141V143H83V141H82ZM58 139H60V141H58ZM50 140H51V142H50ZM53 140V141H52ZM68 140V141H67ZM75 140V141H74ZM57 141V142H56ZM64 142V143H61V142ZM69 141H72V143L71 142H69ZM74 141V142H73ZM79 141H80V143H79ZM69 142V143H68ZM76 142V143H75ZM77 142H78V144H77ZM73 144V145H72ZM80 144V145H79ZM87 144V145H88ZM65 146V148H64V146ZM69 146V147H67V146ZM72 145V146H71ZM82 145V146H81ZM63 146V147H62ZM76 146V148L74 149V147ZM81 146V147H80ZM83 147H84V149H83ZM61 148H63V149H61ZM69 148H72V149H74L73 151H71ZM82 148V149H81ZM62 150V151H61ZM96 150H98V151H100L101 152V150L99 149V147H97L96 148ZM80 151H82V152H84V156H82L83 155V153L82 152H80ZM187 151V150H186ZM66 152H68L67 154H66ZM102 152H105V151H102ZM4 152L0 149V166L1 167H4V168H1V170H0V184H2L3 182V184L4 185H0V209H1V211H0V215L1 216H3L2 214L3 213H5V212H3L6 208H7V205H8V199L10 198V196H11V194L13 193V192H15V189H16V191L17 190H20V189H22V188H25V187H27V186H29L32 182H33V180H34V177H33V175L32 174H30L31 172H29L30 170L28 169V168H26V167H22V166H20L18 163H17V160H16V158H13V159H15L14 161H13V159H12V157L11 156H9V155H7V154H3ZM186 153V155L188 156V154H189V156L188 157H190L191 158V160L193 159L194 160V158H196L197 157V154L195 155V153H191L192 155H194L193 156V158H192V156H191V154L190 153H188L187 154V152H185ZM66 154V155H65ZM179 155H181V156H183V154H179ZM178 155V156H179ZM2 156V157H1ZM8 156V157H7ZM3 158V159H2ZM9 158V159H8ZM12 160H11V159ZM180 158V157H179ZM9 160V161H8ZM11 161V162H10ZM13 161V162H12ZM7 162V163H6ZM16 162V163H15ZM1 163H2V165H1ZM152 163H150V165H151ZM5 165V166H4ZM7 165H8V167H7ZM15 165H17V166H15ZM129 164L128 163H126L125 164V166H128ZM148 165V164H147ZM146 164L144 165V167H142L144 170H143V172L141 171L139 174H140V176L142 177V175H143V178H142V180H139L138 181V184H140V185H137V187L134 189V191L131 193V194H129L128 195V197H127V199H128V201H130V202H132V200L134 199V198H136L135 200H133V202L135 201L136 203H138V201H139V206L140 207H142V209L139 207V211L137 212V214H142V213H145V212H148V210H150L151 208V206L152 205H154V202L153 201H155L156 200V195H158V190H157V194L156 195H152V194H155L154 193V191H156V189H158L159 187H157V188H155L154 187V185L152 186V182L150 181V180H148L147 179V181L146 180H143L144 178H146V177H149V175L152 177V175H156V176H154L155 178H158V177H161L162 176V174L158 171V169H159V167H158V164H156L155 166H154V168H153V165L151 166L152 168H150V166L148 165L147 166ZM146 166V167H145ZM10 167V168H9ZM18 167V168H17ZM22 167V170L23 171H21V168ZM104 167H105V165H104ZM6 168L8 169V171L6 170ZM13 168V169H12ZM16 168H17V171H16ZM26 168V169H25ZM4 169H5V171H4ZM12 169V170H11ZM19 169V170H18ZM152 169V170H151ZM13 170H15V171H13ZM26 170V171H25ZM108 170H109V168H108ZM148 170H150L152 173H149L148 172ZM3 171V172H2ZM7 171V172H6ZM13 171V172H12ZM25 171V172H24ZM177 172H176V174L177 173H179L180 171L179 170H176ZM5 172V173H4ZM28 174H27V173ZM1 173H3V174H5V175H2ZM8 173V174H7ZM16 173V174H15ZM145 173V174H144ZM148 175H147V174ZM155 173V174H154ZM210 173H211V171H210ZM214 173V172H213ZM213 173H211L212 175H213ZM10 174V175H9ZM11 174H12V176H11ZM17 174H20V175H17ZM21 174H24L23 176H21ZM112 174V176H114V177H112V179H114V178H116V179H114L113 180V182L115 181V185L117 184V182H119L120 180H118L119 178H117V176L115 177V175H116V173H111ZM142 174V175H141ZM175 174V172H173V173H171V175H172V177H171V179H172V183L174 182V180H175V177H177V175ZM180 174V173H179ZM14 175H16L15 177H14ZM29 175H31L32 176V178H30L31 179V183H29V178L28 177H30ZM176 175V176H175ZM216 174L214 173V175L213 176H215ZM4 176V177H3ZM8 176H10V177H8ZM20 176V177H19ZM28 176V177H27ZM8 177V178H7ZM14 177V178H13ZM17 177V178H16ZM23 177V178H22ZM28 179H27V178ZM153 177V178H154ZM7 178V179H6ZM19 178V179H18ZM25 178V179H24ZM204 178V180H202ZM202 179L201 178H197V184L201 187V189L202 190H210V187H214L215 185H213V184H210L208 181H207V177L205 176V177H203ZM9 179V180H8ZM15 179H17L16 181H14ZM21 179V181H19ZM23 179V180H22ZM42 180H44L43 178H41ZM10 180H12V181H10ZM25 180V181H24ZM199 180H200V182H199ZM7 181H9V182H7ZM14 181V182H13ZM45 181V180H44ZM117 181V182H116ZM144 182V184L147 186V188L144 186V184H143V182ZM2 182V183H1ZM46 182V181H45ZM141 182H142V185H141ZM7 183V184H6ZM13 185H12V184ZM146 183H148V185L146 184ZM151 183V184H150ZM209 184V185H206V184ZM12 185V186H11ZM119 184H117V186H118ZM204 185V186H203ZM209 186V187H208ZM7 187V188H6ZM3 188V189H2ZM5 188V189H4ZM14 188V189H13ZM149 188V189H148ZM152 188H154V189H152ZM8 189V190H7ZM10 189V190H9ZM144 189H147L149 192H146L145 193V191L146 190H144ZM152 189V190H151ZM3 190V191H2ZM151 190V191H150ZM136 191H138L137 192V194L135 193ZM140 191V192H139ZM153 191V192H152ZM9 193V194H8ZM145 193V194H144ZM150 193V194H149ZM10 195V196H9ZM130 195H131V197H130ZM149 195V196H148ZM151 195V196H150ZM8 196V197H7ZM145 196V197H144ZM154 196H156V197H154ZM4 197V198H3ZM107 198H108V200H111V201H113L112 199H114V197L113 196H107ZM137 198H139V200L137 199ZM142 198H143V200H142ZM145 198V199H144ZM147 198V199H146ZM4 199V200H3ZM7 199V200H6ZM149 199V200H148ZM93 200V202L96 204V205H98V206H100L103 210H106V211H108L106 208H104L103 206H101L97 201H95L94 199H92ZM148 201V202H147ZM150 201H152V202H150ZM5 202V203H4ZM132 202V203H133ZM134 202V205L136 204ZM145 202H147V204H146V206H147V208H146V206H145ZM1 203H2V205H1ZM4 203V204H3ZM65 203H66V211L64 212V215H62L61 216V219H60V221H61V225H60V229H59V233H60V235L57 237V239H56V242L57 243H60V244H62V243H66V242H68V241H73V243H78V242H80L79 243V245L78 244H76V246H77V249L79 248V249H81L82 247H84V248H82L80 251L81 252H83V253H81V256H82V254H86L85 256H86V258L85 257H81L80 258V264H84V262L83 261H86L85 263H87L88 264V262H89V264L91 263V262H97L96 264H99V262H101V264H106V261L110 258V254H109V249L111 248V246L113 245V244H115L116 242H117V240H118V238H119V236H117V235H120L121 233V230L119 229V227H118V225H117V221H119V219H118V217L116 216H114L115 218H114V221H112V222H110V221H107V220H105L102 216H101V214L100 213H98L99 215H96L97 217H99V218H96L95 216H94V214H97V212L96 211H93V210H88V211H83V210H81V209H78V208H76L75 210H74V206L72 205V204H70V202L69 201H65ZM138 204H136L137 206H138ZM71 205H72V208H71ZM143 205V206H142ZM150 206V207H149ZM74 207V208H73ZM144 207V208H143ZM5 208V209H4ZM70 209H73V210H70ZM1 212H3V213H1ZM109 212V211H108ZM69 213V214H68ZM5 215V214H4ZM67 215H69L68 217H67ZM0 216V217H1ZM94 216V217H93ZM99 219V220H98ZM100 220H102V221H100ZM63 221H64V223H63ZM105 221H107L106 223H104ZM6 222V223H5ZM101 222V223H100ZM1 223L5 226H2L1 227ZM102 223H104L103 225H102ZM114 223H115V225H114ZM8 221H7V218H6V216L4 217H1L0 218V264H5V263H7V264H13V263H15V264H21L22 263V257H21V255L20 254H16V250H14L15 252H12L13 251V249L14 248H12V246H11V250L12 251H10V252H12L11 254L13 255L14 254V257H12V255L10 254V255H8V248L10 247V242H9V244H7L8 242L7 241H5V240H7V239H10L11 238V232H10V228L8 227ZM53 224H50V225H48L47 226V228H46V230H51L52 229V226ZM106 226H107V228H106ZM113 226H115L117 229H119V233L117 232L118 230L116 229V228H114ZM8 227V228H7ZM73 227V228H72ZM108 227L110 228L111 227V229H112V227H113V229L112 230H109L108 229ZM4 228L6 229L5 231H3L4 230ZM80 229V230H79ZM115 229V231H113ZM117 230V231H116ZM10 232V233H9ZM79 232V233H78ZM82 232V233H81ZM113 232H115V235H114V233ZM2 233H4V234H2ZM40 233V232H39ZM10 234V235H9ZM84 234V235H83ZM78 235H80V237L78 236ZM81 236H82V238H81ZM84 236L86 237V238H84ZM92 236L94 237V239L92 238ZM87 237H89V239L87 238ZM72 238H73V240H72ZM81 239V240H80ZM92 239H93V241H92ZM1 240H3V241H1ZM76 240V241H75ZM85 240V241H84ZM95 240H98V241H96V242H94ZM115 240V241H114ZM9 241H12V239H10ZM81 241H82V244H81ZM91 242V246H93V247H91L90 246V242ZM5 243V244H3L2 245V243ZM84 242V243H83ZM89 242V243H88ZM89 245H88V244ZM95 243H97V244H95ZM81 244V245H80ZM87 247V249L85 248V246ZM101 245V246H100ZM7 248H6V247ZM75 246V245H74ZM81 246V247H80ZM90 246V247H89ZM4 247V248H3ZM88 247H89V249H88ZM96 247V248H95ZM3 248V249H2ZM10 249V248H9ZM84 250H87V251H85L84 252ZM92 250V251H91ZM96 250V251H95ZM100 250H102V253L101 252H99ZM106 250H108V251H106ZM88 251H91V252H89L90 253V255L88 256ZM103 251H105V252H103ZM249 251H250V253L252 254V253H254V254H252L253 256H254V258H255V261H256V263L257 264H260L259 263V261L261 262V257H262V251L259 249V246H257L255 243H252L251 245H250V247H249ZM6 252V253H5ZM95 252H97L96 253V255H94L95 254ZM29 253V252H28ZM88 253V254H87ZM5 254H7L9 257H10V259H7L6 260V258H7V256H5ZM31 254V253H30ZM30 254H28V258H25V260H28L30 257H31V255ZM99 254V255H98ZM101 254V255H100ZM93 255V256H92ZM102 255L104 256L103 258H102ZM5 256V257H4ZM16 256V257H15ZM97 256H99V258L97 257ZM107 256V257H106ZM90 257H91V259H90ZM95 257V258H94ZM11 258H12V261H10L11 260ZM14 258H15V260H16V262H14L15 260H14ZM19 258V259H18ZM61 257L58 255V256H56L55 258H54V260H53V264H56V263H60V264H79L78 262H76V261H72L73 259H68V258H65V259H60ZM87 258H89L90 260H92V261H89V259H87ZM94 258V259H93ZM105 258V259H104ZM59 259H60V261L61 262H59ZM84 259V260H83ZM105 260V263H104V260ZM6 260V261H5ZM103 260V261H102ZM133 260V258H129V261H132ZM18 261V262H17ZM82 261V262H81ZM5 262V263H4ZM11 262V263H10ZM76 262V263H75ZM51 263V264H52ZM94 263V264H95ZM122 264V262L121 261H116V263L115 264ZM40 264H42V263H40ZM91 264H93V263H91ZM124 264H132V262H124ZM135 264H147V258H144V257H141V258H139L137 261H135Z\"/></svg>","mask_w":264,"mask_h":264},{"label":"clouds","instance_id":"3","mask_svg":"<svg viewBox=\"0 0 264 264\" xmlns=\"http://www.w3.org/2000/svg\"><path fill=\"white\" fill-rule=\"evenodd\" d=\"M87 131L89 144L84 147L89 154L97 147L113 151L91 125ZM233 153L210 190L196 182L206 176L200 162L182 161L183 173L169 187L158 188L151 213L122 212L118 219L124 229L109 249L106 264H135L141 257L147 264H256L243 240L237 246L234 238L239 236L241 210L250 209L254 197L264 194V176L257 175L236 150ZM31 173L33 182L13 192L3 212L19 230L43 233L48 225L60 223L66 203L57 184L41 179L38 164Z\"/></svg>","mask_w":264,"mask_h":264}]
</instances>
